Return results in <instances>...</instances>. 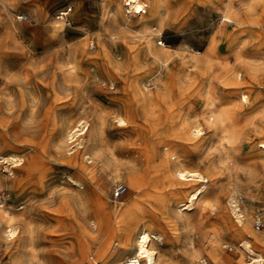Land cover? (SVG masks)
<instances>
[{"label": "rangeland", "instance_id": "obj_1", "mask_svg": "<svg viewBox=\"0 0 264 264\" xmlns=\"http://www.w3.org/2000/svg\"><path fill=\"white\" fill-rule=\"evenodd\" d=\"M144 1L0 0V264H264V0Z\"/></svg>", "mask_w": 264, "mask_h": 264}, {"label": "bare ground", "instance_id": "obj_2", "mask_svg": "<svg viewBox=\"0 0 264 264\" xmlns=\"http://www.w3.org/2000/svg\"><path fill=\"white\" fill-rule=\"evenodd\" d=\"M130 2H132V4H133L132 7H134L135 12H137V13L147 12L148 8H146V7H147L148 3L146 1H144V0H130ZM160 53H162V52H160ZM104 56L107 57L108 64L109 65L112 64L113 61L110 60L108 50H104ZM92 59H94V58H92ZM108 78L114 84L115 79L113 77H108ZM142 99H143V97H142ZM146 100H149V98L147 97ZM118 120L121 124L127 123V121L124 118H119ZM79 130H80V128H77V129H75V132H77ZM201 130L202 129H201L199 123H197L195 126H192L189 123L174 122L173 123V131L171 134L173 139L169 140L168 142L163 143V145H162L166 148L165 153H164V154H166V160L168 162H170V164L171 163L172 164L179 163L180 162V156L178 155V152H176L174 150L173 143L177 144L179 142L185 141L186 139L199 137ZM260 146L264 148V141L260 143ZM152 157L154 158V157H156V155H154ZM172 164H171V166H172ZM171 173H172V174H170L171 184H185L188 181H192V180H199V181L208 180V178L205 176L206 174L204 175L198 171L183 170V169H180L176 166L171 168ZM140 187H141V185L138 184L137 188H140ZM201 191H202L201 188H199L196 192L190 194L188 197L189 200L192 202L193 200L199 199V195L201 194ZM104 209H106L105 215L110 214V213L114 214L115 226L117 227L118 230H120V228L118 226V222L121 220V218L118 217V211H117L118 207L116 205H111L110 203H107L104 206ZM237 220L241 223L240 226L237 225L239 232L244 233L245 231H250L249 221L246 222L244 220V215H242V213L240 211L237 212ZM135 227L137 228V226H133L130 228L128 226H124V228L121 230L131 232V231H134V229H135V231H134L135 237L133 238V240H131L135 243L134 255L142 256L144 264H155L156 263V252L150 246V243L152 241V233H151L152 231L150 232L145 226H141V228L139 230H136ZM14 232H15V230L13 228V229H10L9 233L13 234ZM256 237L258 240L262 239L261 236H256ZM213 252H215V251H213ZM261 260H262L261 258L257 259L258 262H261Z\"/></svg>", "mask_w": 264, "mask_h": 264}, {"label": "built area", "instance_id": "obj_3", "mask_svg": "<svg viewBox=\"0 0 264 264\" xmlns=\"http://www.w3.org/2000/svg\"><path fill=\"white\" fill-rule=\"evenodd\" d=\"M71 11V7H69L68 9L65 8L62 11H60V17L62 19H66L69 15ZM128 190V187L126 185L123 184H119L114 191V196L116 198L121 197L123 194H125ZM121 264H144L143 262V257L140 255H132L129 257H126L125 259H123V261L121 262Z\"/></svg>", "mask_w": 264, "mask_h": 264}]
</instances>
